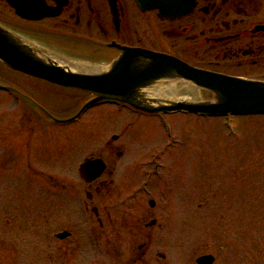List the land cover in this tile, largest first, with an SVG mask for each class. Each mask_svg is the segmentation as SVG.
Segmentation results:
<instances>
[{"label": "flooded vegetation", "instance_id": "obj_1", "mask_svg": "<svg viewBox=\"0 0 264 264\" xmlns=\"http://www.w3.org/2000/svg\"><path fill=\"white\" fill-rule=\"evenodd\" d=\"M190 2L187 13L167 17L140 10L135 0H0V25L65 65H85L82 71L100 72L121 54L118 46H139L201 70L264 80V0ZM16 11L49 15L30 20ZM92 98L80 88L0 69V172L14 170L29 180L16 183L18 198L9 213L2 209L0 252L20 244L17 235L34 231L44 237L35 264H198L204 255L211 260L202 264H234L228 257L220 260L224 245L193 250L183 261L176 255L182 223L195 219L194 156L178 154V139L166 138L157 149L130 153L133 122L153 117L158 122L162 116L169 121L172 113L100 101L78 117L86 119L78 134L85 131L87 138L75 149L59 139L50 145L47 134L63 135L59 130L65 126L54 119L73 116ZM5 99L12 104L7 121ZM73 157L78 159L69 163ZM85 161L95 163L81 170ZM50 171L61 175L41 180L33 175ZM188 188H194L192 199L182 203L179 194ZM215 191L205 199L210 220L215 205H221L222 219L230 202L227 192Z\"/></svg>", "mask_w": 264, "mask_h": 264}, {"label": "rangeland", "instance_id": "obj_2", "mask_svg": "<svg viewBox=\"0 0 264 264\" xmlns=\"http://www.w3.org/2000/svg\"><path fill=\"white\" fill-rule=\"evenodd\" d=\"M11 105L6 99L4 100L2 110L5 111L3 116L6 121L11 119L9 112ZM168 119L175 127L176 138L179 140L178 147L171 148L179 149L178 154L180 152L190 154L195 160L197 208L193 216L195 219L192 222L187 221V226H183L186 221L182 223L180 249L176 253L178 259L180 261L189 259L193 250L200 253L224 245L223 253L219 254L220 260L228 257L234 264L238 262L264 264V115L235 118L239 141L231 136H225L222 117L206 118L208 119L206 120L177 113L170 114ZM85 120L81 118L76 122L65 124L59 130L63 135L48 133L50 145L57 146L55 139H59L60 143L66 142L69 149H75L76 142L87 138L85 135L82 138V135L86 134L85 131L78 134L82 123L85 125ZM93 128L99 129L98 125H94ZM132 131L135 132L129 145L132 155L139 153L136 149L145 151L157 149L165 141V136L154 117L141 118L139 122H133ZM75 133L81 138L78 139ZM77 159L78 157L70 158L69 163ZM12 171L14 170L0 172V214L4 213L2 212L4 206L7 207L5 213H9V205H12L15 197L18 198L16 183L29 181L28 177H18ZM45 174L61 175L56 171L38 172L33 175L36 180H41L44 179ZM30 179L35 181L33 177ZM193 189H185L179 194L182 203L192 199ZM212 190L222 194L227 192L230 198L222 219L217 215L221 205L214 206L213 213L216 217L212 220L207 217L205 199ZM24 196L21 199H24ZM238 197L242 199H237ZM225 207L226 205L223 206V212ZM186 218L188 219V215ZM34 233L28 231L17 235L16 237L20 236V244L18 243L17 246L21 247L19 249L15 247L17 252L6 249L1 251L0 264H35L39 261V245L44 241V237H37Z\"/></svg>", "mask_w": 264, "mask_h": 264}, {"label": "water", "instance_id": "obj_3", "mask_svg": "<svg viewBox=\"0 0 264 264\" xmlns=\"http://www.w3.org/2000/svg\"><path fill=\"white\" fill-rule=\"evenodd\" d=\"M142 9L160 8L173 11L185 0H136ZM181 10V9H180ZM122 54L108 70L99 74L78 73L58 65L38 50L19 41L0 27V60L13 69L64 86L80 87L94 99L115 100L147 112L189 111L200 115L264 114V82L229 77L193 69L173 57L140 48L120 47ZM5 68L0 63V69ZM167 79L190 83L213 94L212 100L195 102L186 100L164 101L148 97L147 90ZM191 99L207 94L183 85ZM173 88L168 93L174 91ZM159 94L164 90L157 89ZM163 101L164 103H160ZM69 121V120H66ZM92 165L89 162L85 166ZM88 173V172H87ZM198 262H203L202 257Z\"/></svg>", "mask_w": 264, "mask_h": 264}]
</instances>
